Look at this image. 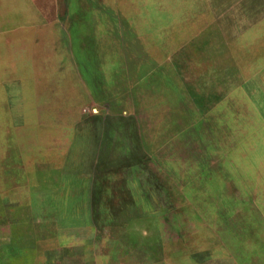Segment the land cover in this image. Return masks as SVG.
<instances>
[{
	"label": "rangeland",
	"instance_id": "1",
	"mask_svg": "<svg viewBox=\"0 0 264 264\" xmlns=\"http://www.w3.org/2000/svg\"><path fill=\"white\" fill-rule=\"evenodd\" d=\"M0 264H264V0H0Z\"/></svg>",
	"mask_w": 264,
	"mask_h": 264
},
{
	"label": "water",
	"instance_id": "2",
	"mask_svg": "<svg viewBox=\"0 0 264 264\" xmlns=\"http://www.w3.org/2000/svg\"><path fill=\"white\" fill-rule=\"evenodd\" d=\"M137 8H138V6H137ZM134 20L136 22L138 21L137 18H134ZM235 78H236V76H235ZM236 84L237 83H232L230 79H229V81H224L222 84L221 93L225 96H234L235 98H237V100H239L240 103L242 104L246 114H248L249 113L248 104L246 103L244 96L241 94L242 93L241 88H239L238 84L237 85ZM224 123L227 127L232 128L231 130L234 134V139H235L236 147H237L236 152H237L238 149H240L242 143H244V141L246 139V136H247L248 131H249V128H248L249 124L243 118H241L239 120H235V119L234 120H225ZM67 135L70 136V138H71L72 137V131L71 130L68 131ZM230 153L231 152H229V151L222 150L221 155H222V160H223L224 164H226L228 161L231 162L232 154H230ZM216 190H217V186L214 183V181L208 180L204 184V191H205L206 195L212 196L216 193ZM224 227H225V225L221 226L222 229H224Z\"/></svg>",
	"mask_w": 264,
	"mask_h": 264
}]
</instances>
